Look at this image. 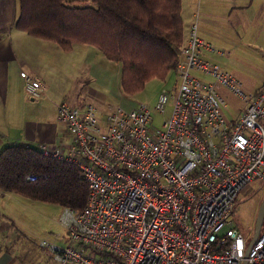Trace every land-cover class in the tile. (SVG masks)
<instances>
[{"label":"built area","instance_id":"1","mask_svg":"<svg viewBox=\"0 0 264 264\" xmlns=\"http://www.w3.org/2000/svg\"><path fill=\"white\" fill-rule=\"evenodd\" d=\"M197 28L194 14L176 50L175 82L152 107L100 114L90 103L57 104L71 143L39 150L72 163L88 193L79 211L61 210L65 245H47L56 264H264V226L246 250L232 219L237 196L264 180V85L245 92L204 59L212 47ZM24 81L38 98L40 82ZM218 86L241 101L231 117ZM152 113L163 116L159 128Z\"/></svg>","mask_w":264,"mask_h":264},{"label":"trees","instance_id":"2","mask_svg":"<svg viewBox=\"0 0 264 264\" xmlns=\"http://www.w3.org/2000/svg\"><path fill=\"white\" fill-rule=\"evenodd\" d=\"M17 4L13 22L17 29L63 51L87 44L118 63L125 95L150 79H164L175 67L176 50L183 41L180 0H17ZM27 175L35 177L28 180ZM0 191L79 211L88 186L72 163L38 148L8 145L0 149ZM4 227L10 231L14 224Z\"/></svg>","mask_w":264,"mask_h":264},{"label":"rangeland","instance_id":"3","mask_svg":"<svg viewBox=\"0 0 264 264\" xmlns=\"http://www.w3.org/2000/svg\"><path fill=\"white\" fill-rule=\"evenodd\" d=\"M2 4L5 5L4 2ZM8 10L10 9H3L5 15ZM11 15L12 12L7 14V16ZM209 43L213 49L205 54L208 62L232 73L240 80L242 88L246 91L258 84L260 74L264 70V56L257 53L255 48L231 45L232 43L226 41ZM262 51L264 52L263 49ZM40 58L47 68L46 70L40 68L43 81L47 86V94L56 96L59 101L72 104H93L100 114L116 107L131 109L141 104L152 107L159 90L169 89L176 78L172 70L164 79H150L132 95H125L119 82L120 65L107 60L93 47L87 49L75 45L70 52H65L51 42L47 44L44 51H41ZM196 75L200 79L213 81L201 73ZM216 90L226 100L227 108L224 114L231 117L237 113L236 109L241 107V101L223 86H218ZM39 96L32 100L34 102L41 100L43 94ZM168 110L169 108L166 109V114ZM151 117L152 126L159 128L163 116L152 113ZM251 193L254 194L245 199ZM263 198L264 180H254L237 196L233 206V222L247 243L252 237L255 215ZM7 207L8 214L17 229L0 231L2 235L0 264H56L47 245L48 243L57 246L65 245L66 235L57 221L61 208L57 205L30 199L22 200L17 197H13ZM263 226L264 210L260 230ZM6 232L10 234L5 236ZM39 242H44V246L40 247Z\"/></svg>","mask_w":264,"mask_h":264},{"label":"crops","instance_id":"4","mask_svg":"<svg viewBox=\"0 0 264 264\" xmlns=\"http://www.w3.org/2000/svg\"><path fill=\"white\" fill-rule=\"evenodd\" d=\"M17 5V0H0V149L8 145L39 149L46 144L65 150L71 140L64 126L56 121V106L60 101L46 93L47 86L40 71V68L47 69L41 61V51L51 41L34 37L13 25ZM3 9H10L7 14L12 12V15H5ZM194 14L197 16V34L210 46L212 41H226L236 46H252L264 56V0H180L183 40ZM75 45L87 49L91 47L87 44ZM72 48L65 52H70ZM211 50H202V57L206 59L205 54ZM25 76L40 82L41 100L34 102L32 98H27ZM263 85L264 70L255 87L249 91L242 89L249 93ZM13 197L29 200L12 192L0 191V231L11 221L17 229L7 211ZM9 234L6 232L4 235ZM1 244L0 241V247Z\"/></svg>","mask_w":264,"mask_h":264},{"label":"water","instance_id":"5","mask_svg":"<svg viewBox=\"0 0 264 264\" xmlns=\"http://www.w3.org/2000/svg\"><path fill=\"white\" fill-rule=\"evenodd\" d=\"M253 194L254 193L249 194V196L246 197L245 199H248ZM263 210H264V198L261 201V203H260V205H259V207L257 209L256 215H255V221H254L253 234H252V237H251L250 241L247 244L246 250L248 249V247L250 246V244L252 243V241H254V239L257 237V234L259 232L260 225H261V222H262Z\"/></svg>","mask_w":264,"mask_h":264}]
</instances>
